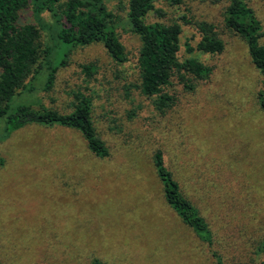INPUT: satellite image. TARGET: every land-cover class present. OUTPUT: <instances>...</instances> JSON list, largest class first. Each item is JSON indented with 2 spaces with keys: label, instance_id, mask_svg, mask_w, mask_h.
Masks as SVG:
<instances>
[{
  "label": "rangeland",
  "instance_id": "rangeland-1",
  "mask_svg": "<svg viewBox=\"0 0 264 264\" xmlns=\"http://www.w3.org/2000/svg\"><path fill=\"white\" fill-rule=\"evenodd\" d=\"M127 2L105 0L126 62L99 43L75 48L49 91L40 85L16 99L68 113L75 94L89 96L109 156L96 157L77 130L59 126L25 125L0 141V264H264V110L257 100L264 80L245 41L224 23L227 0L155 2L166 16L147 22L181 25L179 61L194 58L212 70L193 90L172 78L163 92L174 103L163 113L139 88L140 40L125 24ZM245 2L264 31V0ZM183 16L212 24L223 51L198 52L201 34ZM21 22L34 20L26 11ZM156 151L206 222L211 245L165 202Z\"/></svg>",
  "mask_w": 264,
  "mask_h": 264
},
{
  "label": "trees",
  "instance_id": "trees-1",
  "mask_svg": "<svg viewBox=\"0 0 264 264\" xmlns=\"http://www.w3.org/2000/svg\"><path fill=\"white\" fill-rule=\"evenodd\" d=\"M157 0H128L126 26L140 40L138 70L140 91L146 97H155L154 105L162 113L169 109L174 98L163 92L174 78L186 90H193L196 82L205 80L211 68L194 58L179 61L178 22L165 24L147 22L150 15L165 18L166 12L156 8ZM183 0H168L172 6ZM215 1V0H211ZM32 15L34 23L21 22L24 12ZM48 15L51 23H46ZM184 24H192L201 34L196 50L204 54H219L223 42L215 27L206 22L192 23L181 17ZM225 25L246 43L251 63L264 80L263 26L245 0H227L224 8ZM116 15L108 9L105 0H0V122L3 124L0 141L12 132L34 125L64 127L77 130L88 150L98 158L109 156V150L99 138L91 118L92 100L75 94L68 113L45 107H34L31 102H18L22 94L38 90L47 92L53 86L57 71L66 64L70 52L78 47L99 43L111 59L127 61L117 32ZM46 31V38L43 34ZM90 76L89 66L82 68ZM258 105L264 110V91L257 94ZM0 158V164H2ZM155 173L160 179L165 202L190 227L196 237L211 245V233L204 219L180 191L172 172L166 168L161 151L153 155ZM259 250L264 254V241ZM221 259L217 258L219 264ZM92 264H104L93 259Z\"/></svg>",
  "mask_w": 264,
  "mask_h": 264
}]
</instances>
